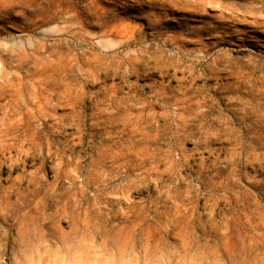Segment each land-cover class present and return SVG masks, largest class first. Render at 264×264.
<instances>
[{
	"label": "rangeland",
	"instance_id": "1",
	"mask_svg": "<svg viewBox=\"0 0 264 264\" xmlns=\"http://www.w3.org/2000/svg\"><path fill=\"white\" fill-rule=\"evenodd\" d=\"M0 229V264H264V0H0Z\"/></svg>",
	"mask_w": 264,
	"mask_h": 264
},
{
	"label": "bare ground",
	"instance_id": "2",
	"mask_svg": "<svg viewBox=\"0 0 264 264\" xmlns=\"http://www.w3.org/2000/svg\"><path fill=\"white\" fill-rule=\"evenodd\" d=\"M133 138L134 137H132V139ZM17 245H18L17 244V238L14 237V233L11 229H0V259L2 256L7 255V251L9 249V246L11 248V246L16 247ZM14 250H15V248H14ZM22 251L24 252V250H22ZM13 255H14V259H13V261H11L10 264H15V261L18 259V256L16 255V253H13ZM25 257H26V259H28L29 262H32L33 259L30 258L29 255L25 254Z\"/></svg>",
	"mask_w": 264,
	"mask_h": 264
}]
</instances>
